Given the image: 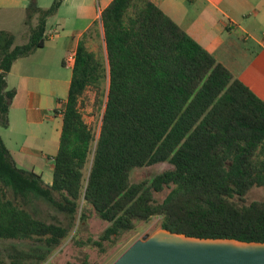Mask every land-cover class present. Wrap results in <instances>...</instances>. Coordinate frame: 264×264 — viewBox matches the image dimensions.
<instances>
[{
	"label": "trees",
	"instance_id": "16d2710c",
	"mask_svg": "<svg viewBox=\"0 0 264 264\" xmlns=\"http://www.w3.org/2000/svg\"><path fill=\"white\" fill-rule=\"evenodd\" d=\"M61 2L30 0L25 23L37 22L21 44L0 30V127L15 96L6 75L44 45ZM98 34L101 46L90 49ZM89 87L103 105L97 133L81 112ZM60 115L51 183L18 167L0 136V240L34 242L8 258L0 250V264L45 261L88 208L108 223L88 240L101 249L153 216L171 232L264 242V201H244L251 187H264V100L150 0H111L81 35ZM160 162L171 167L131 181L134 169ZM164 187L158 202L154 192ZM42 203L62 218L39 217Z\"/></svg>",
	"mask_w": 264,
	"mask_h": 264
},
{
	"label": "crops",
	"instance_id": "0c3cea01",
	"mask_svg": "<svg viewBox=\"0 0 264 264\" xmlns=\"http://www.w3.org/2000/svg\"><path fill=\"white\" fill-rule=\"evenodd\" d=\"M110 1L62 0L54 14L65 10L82 27L68 28V18L63 16L55 27L48 28L49 16L45 29L49 41L29 55L16 59L6 75L7 87L15 90V96L8 112V126L0 127V136L16 165L40 174L46 183H51L52 175L44 178L41 161L52 174L53 155H46L43 150L52 146L57 151L62 118L59 114H48L43 88L52 98L53 110L58 101H65L73 65V62L67 63V58L74 57L81 35L99 19L101 10ZM150 1L264 100V0ZM29 2L0 0V10H12L19 18ZM62 64L70 68L66 78ZM23 115L25 120L20 118ZM16 122H20V127L15 126Z\"/></svg>",
	"mask_w": 264,
	"mask_h": 264
},
{
	"label": "rangeland",
	"instance_id": "374dc122",
	"mask_svg": "<svg viewBox=\"0 0 264 264\" xmlns=\"http://www.w3.org/2000/svg\"><path fill=\"white\" fill-rule=\"evenodd\" d=\"M53 0H38L37 5L40 8H47L51 5ZM63 16H67L68 28H80L82 24L74 22V17L71 13H66L65 10L59 11L57 14H53L48 18L47 27H55ZM26 11L25 13L21 11L18 15L12 10H0V30H9L15 36V44H21L27 40L29 34V28L36 24V15L25 25ZM58 27V26H57ZM61 28V26H60ZM101 32L100 26L98 27ZM49 41V39L45 40ZM101 37L98 35H93V37L88 39V47L90 49H98L101 46ZM42 54V53H41ZM44 55V54H42ZM65 78L67 77L70 68L65 66ZM42 89V88H41ZM49 90V87L47 88ZM51 89V87H50ZM45 88H43V93L47 102L45 105L48 108V114L60 115L62 108L64 106L63 101H58L56 111L53 110L52 98L45 93ZM64 95V94H61ZM81 112L85 122L92 128V130L97 133L100 125V118L103 111V105L101 109L99 105H94V89L92 87L87 88L84 95L81 98ZM15 105L16 100L14 101ZM19 118L18 117H15ZM22 120H25V115L20 116ZM12 121H14V115H12ZM15 126L20 127L19 123L16 122ZM50 124V123H49ZM20 143V142H19ZM29 145V143L25 144ZM46 155L54 156L56 153L55 147L48 146L43 150ZM52 156V157H53ZM40 162V160H38ZM43 160L41 161V168L44 169V178L48 179L51 176V170H47V165H43ZM53 162V161H52ZM53 163H51L52 165ZM20 167V166H18ZM171 165L167 162H160L151 166H145L142 168H136L131 172V181H139L144 178H150L156 173L163 170L169 169ZM21 168V167H20ZM170 188L164 187L162 191L154 192L155 199L160 202L167 195ZM253 200L264 201V187L263 186H253L246 193L244 201L249 203ZM45 221H54L56 218H62V214L56 212L51 207L40 204V216ZM161 216H153L148 222H138L135 228L129 232L123 233L114 242H109L107 240L102 242V249L99 246L88 243V240H98L100 234L106 228L108 223L100 219L93 209L88 208L87 219L84 222H78L72 226L67 237H65L62 242L51 252L47 259L40 264H111L130 244L135 240L141 239L144 235H151L154 231L161 228ZM13 244V245H12ZM34 246V242L31 240H0V250L8 258L9 253H13L15 250H30Z\"/></svg>",
	"mask_w": 264,
	"mask_h": 264
},
{
	"label": "water",
	"instance_id": "95a60500",
	"mask_svg": "<svg viewBox=\"0 0 264 264\" xmlns=\"http://www.w3.org/2000/svg\"><path fill=\"white\" fill-rule=\"evenodd\" d=\"M111 264H264V242L201 238L160 228L135 240Z\"/></svg>",
	"mask_w": 264,
	"mask_h": 264
},
{
	"label": "built area",
	"instance_id": "2783aa9c",
	"mask_svg": "<svg viewBox=\"0 0 264 264\" xmlns=\"http://www.w3.org/2000/svg\"><path fill=\"white\" fill-rule=\"evenodd\" d=\"M73 61H74L73 55H69L67 58V63L70 65V63H72Z\"/></svg>",
	"mask_w": 264,
	"mask_h": 264
}]
</instances>
